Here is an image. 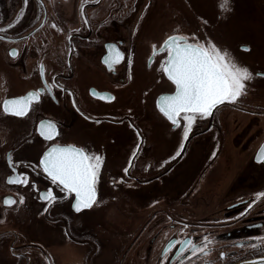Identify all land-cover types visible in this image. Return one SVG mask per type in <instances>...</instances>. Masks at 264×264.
<instances>
[{
	"label": "flooded vegetation",
	"instance_id": "af4514ba",
	"mask_svg": "<svg viewBox=\"0 0 264 264\" xmlns=\"http://www.w3.org/2000/svg\"><path fill=\"white\" fill-rule=\"evenodd\" d=\"M117 1L0 0V29L5 30L0 31V221L2 226L8 224L0 230V264H264L253 262L264 258V162L258 160L264 134L247 133L250 127L258 130L264 105L250 101L227 103L239 116L238 122L221 119L226 134L219 133L215 140L220 170L215 175L210 168L205 172L207 200H212V189L219 190L218 222L203 227L202 236L179 238L175 199L170 210L165 209L159 194L153 204L148 203L157 207L132 240L125 236L114 244L106 233L116 230L129 235L127 222L123 226L115 222L119 217L140 219L137 213H126L128 204H116L117 190L123 189L126 198L131 189L141 190L140 197L155 194L157 188H147L176 178L178 165L175 149L155 166L157 175L148 178L150 165L143 162L146 139L141 136L142 160L131 165L128 140L135 124L128 91L134 40L131 11L114 7ZM115 51L121 54L120 62L109 68L105 60L111 62ZM132 55L133 60L139 56ZM46 86L51 87L50 93ZM119 90L126 95L122 102L116 101ZM36 91L42 94L27 115L17 117L3 110V101ZM41 122L55 124L52 141L40 136ZM56 145L75 146L102 157L91 208L77 213L74 196L52 184L39 166L43 154ZM12 154L18 165L12 163ZM25 159L32 164L23 165ZM24 176L27 185L8 182ZM103 190L109 191L107 197ZM46 191H53L57 205L39 216L58 229H32L28 215L19 212L23 205L44 202ZM9 217L15 223L8 222ZM163 219L170 223L162 224ZM98 225L106 232H100ZM184 241L195 244L197 251L193 253L192 244Z\"/></svg>",
	"mask_w": 264,
	"mask_h": 264
},
{
	"label": "rangeland",
	"instance_id": "374dc122",
	"mask_svg": "<svg viewBox=\"0 0 264 264\" xmlns=\"http://www.w3.org/2000/svg\"><path fill=\"white\" fill-rule=\"evenodd\" d=\"M104 1L101 0L102 3ZM220 5L221 0H118L114 6L120 11H131L130 36L134 41L130 47L129 62L133 70L128 93L131 121L135 124L128 140L131 165H134L136 159L142 160L139 153L140 136L146 139L143 162L150 165L148 178L157 175L158 167L155 166L169 158L173 150L178 151L181 144L184 145L183 151L177 156L178 165L175 167L177 177L172 180L165 179L162 184L147 188L148 190L157 188L155 194L140 197L141 190L131 189L130 196L126 198L123 189L115 192L116 204H128L130 211L126 213H137L140 219L131 218L125 221L119 217V222H115L122 226L127 222L129 226L126 229L129 228L131 231L129 235L116 230L109 233L98 225L99 231L108 233L114 244L125 236L133 239L144 225L143 221L148 218V213L157 207L148 206V203L153 204L159 194L162 196V207L165 209L170 210L171 199H175L178 215L174 223L179 238L188 234L202 236L203 227L210 222H218L219 190L218 187L212 189V200H207L209 189L206 185L205 172L210 168L215 175L220 170L221 164L218 159L220 147L215 140L218 139L219 133L226 134L224 121L221 119H227L228 124H234L238 122L239 116L229 110L230 106L225 102L214 109L210 116L198 117L193 123L188 140L184 141L185 121L181 119V127L177 128L158 109V98L166 91H174L175 86L160 70L167 53L153 55V46L160 49L165 38L172 35L185 37L190 43H201L206 46L209 43L214 44L222 52L226 51L236 64L247 68L252 74V78L245 82L244 94L235 102L250 101L264 105V75L256 73L261 71L264 74V0H228V11H222ZM133 53L139 55L136 60H133ZM125 98V93L119 90L116 101L122 102ZM257 125V131L255 127H250L247 133L259 134L262 137L264 117L257 120ZM120 144L122 145L121 142ZM12 163L19 164L13 154ZM22 164L31 165L32 161L25 159ZM103 193L106 197L109 195L108 190H103ZM55 194L59 195L58 190ZM56 200L38 204L28 203L23 205V210L19 213L28 215L31 220L28 226H33L32 229H58L57 225L39 216L48 214V209L57 205ZM210 213L212 216H207ZM8 222L15 223V219L9 217ZM166 222L170 223L169 220L163 219L162 224ZM4 226L8 227V224L4 222L2 226L0 221V230H3Z\"/></svg>",
	"mask_w": 264,
	"mask_h": 264
},
{
	"label": "snow or ice",
	"instance_id": "6c2138e0",
	"mask_svg": "<svg viewBox=\"0 0 264 264\" xmlns=\"http://www.w3.org/2000/svg\"><path fill=\"white\" fill-rule=\"evenodd\" d=\"M27 3V0H25ZM228 0H221V10L228 11ZM9 27H14L10 25ZM0 31H5L0 29ZM3 39V37H0ZM153 55H156L153 46ZM247 50V49H245ZM159 52L167 53L162 61L160 70L175 86L174 94L163 95L158 100L159 111L177 128L183 126V140L187 141L194 121L210 116L214 109L225 102H235L245 90V82L252 78L247 68L236 64L226 51L219 50L214 44L207 46L201 43H190L185 37L172 36L164 41ZM15 55V52L12 53ZM121 54L115 51L109 68L119 63ZM47 91H52L46 86ZM41 91L28 93L24 97L12 98L2 102L6 114L23 117L28 114L31 105L41 96ZM40 136L52 141L56 134V126L52 122H41ZM181 144L176 156L183 151ZM175 159V157H173ZM258 160L264 162V149L261 150ZM102 157L94 153H87L84 149L75 146H52L45 152L39 161V166L51 180L52 184L66 193L68 197L74 196V210L79 213L82 209L91 208L96 202V184ZM127 172V169H125ZM9 183L28 184V178H10ZM45 201H55L53 191L43 194ZM22 202V201H21ZM6 204L15 203L5 200ZM185 245L192 244L184 241ZM185 248L183 251H187ZM192 252L197 251L192 244ZM182 254V253H181Z\"/></svg>",
	"mask_w": 264,
	"mask_h": 264
},
{
	"label": "water",
	"instance_id": "95a60500",
	"mask_svg": "<svg viewBox=\"0 0 264 264\" xmlns=\"http://www.w3.org/2000/svg\"><path fill=\"white\" fill-rule=\"evenodd\" d=\"M158 52H159V50H156V53H158ZM169 94H174V92H172V93H164V94H162L161 96H163V95H169ZM161 96H160V97H161ZM160 97H159V98H160ZM159 98H158V100H159ZM157 102H158V101H157ZM157 105H158V103H157ZM49 149H50V148H49ZM49 149H48V150H49ZM262 149H264V145H263V147L260 149V153H261V150H262ZM48 150H47V151H48ZM47 151H46V152H47ZM44 193H45V192H43V194H44ZM43 194H42V195H43ZM9 198H10V197H9ZM183 244H184V243H183ZM171 245H172V244H170V246H171ZM184 245H185V244H184ZM168 246H169V245H168ZM250 262H251V261H250ZM250 262H247V261H246V262H244L243 264H249ZM253 262H264V258H259L258 260H255V261H253Z\"/></svg>",
	"mask_w": 264,
	"mask_h": 264
}]
</instances>
